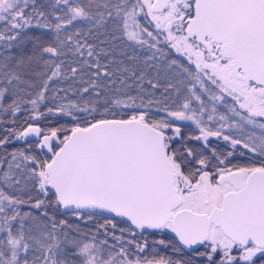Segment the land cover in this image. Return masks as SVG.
<instances>
[{"label": "snow or ice", "instance_id": "1", "mask_svg": "<svg viewBox=\"0 0 264 264\" xmlns=\"http://www.w3.org/2000/svg\"><path fill=\"white\" fill-rule=\"evenodd\" d=\"M0 264H264V0H0Z\"/></svg>", "mask_w": 264, "mask_h": 264}]
</instances>
